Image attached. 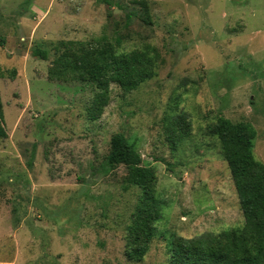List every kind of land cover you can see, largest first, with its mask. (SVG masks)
<instances>
[{
	"label": "rangeland",
	"instance_id": "rangeland-1",
	"mask_svg": "<svg viewBox=\"0 0 264 264\" xmlns=\"http://www.w3.org/2000/svg\"><path fill=\"white\" fill-rule=\"evenodd\" d=\"M0 0V264H168L172 237L219 235L244 217L211 129L219 117L257 131L264 164V0ZM131 16V20H128ZM153 47L157 74L89 119L93 81L50 79L66 48ZM47 52V59L32 54ZM76 50V48H75ZM187 135L172 145L174 121ZM122 133L155 169L162 216L142 262L126 255L141 190L123 165L102 175Z\"/></svg>",
	"mask_w": 264,
	"mask_h": 264
},
{
	"label": "trees",
	"instance_id": "trees-1",
	"mask_svg": "<svg viewBox=\"0 0 264 264\" xmlns=\"http://www.w3.org/2000/svg\"><path fill=\"white\" fill-rule=\"evenodd\" d=\"M104 3L111 5V0ZM138 3L144 10L143 21L151 25L148 1ZM77 45L66 48L55 62L56 67L49 71V78L96 83L98 92L89 110L90 120L98 119L103 113L110 101L112 85L127 94L157 74L159 54L153 47L118 53L88 49L82 43ZM32 54L47 59L46 51L36 49ZM186 122L184 117L173 122L170 133L177 135L172 138V145L187 135ZM211 131L219 139L221 154L231 171L244 225L219 235L172 237L168 243V264H264V164L255 156L257 131L251 123H233L225 117H219ZM7 137L0 112V138ZM120 165L126 169L127 182L141 190L126 228L125 252L130 262L139 263L150 250L162 216L158 177L154 168L143 164L141 154L125 135L117 133L111 138L110 152L101 163L100 172L108 175Z\"/></svg>",
	"mask_w": 264,
	"mask_h": 264
}]
</instances>
